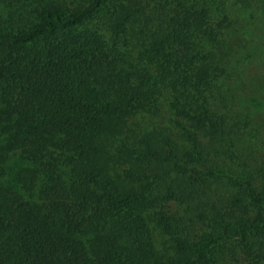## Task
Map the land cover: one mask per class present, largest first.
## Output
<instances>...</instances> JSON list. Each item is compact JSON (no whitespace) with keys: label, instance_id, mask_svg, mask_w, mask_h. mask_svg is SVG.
<instances>
[{"label":"trees","instance_id":"trees-1","mask_svg":"<svg viewBox=\"0 0 264 264\" xmlns=\"http://www.w3.org/2000/svg\"><path fill=\"white\" fill-rule=\"evenodd\" d=\"M258 33L264 0H0V264H264Z\"/></svg>","mask_w":264,"mask_h":264},{"label":"rangeland","instance_id":"rangeland-1","mask_svg":"<svg viewBox=\"0 0 264 264\" xmlns=\"http://www.w3.org/2000/svg\"><path fill=\"white\" fill-rule=\"evenodd\" d=\"M243 9L240 6H235L233 8L234 17H237L241 14ZM250 16H247V19L243 17L244 21H247ZM263 24V21L260 22ZM258 25V21L254 22L252 26ZM257 37L254 40L253 48L257 49L258 59L254 63L246 62L240 66H237L235 69L239 71L241 75H234L233 80L238 82L235 84V91L238 98V109L241 113V117L246 120V124L250 129H254V135L256 137L255 146L256 148L264 152V108L262 111L256 110L251 100L255 95H258V89L260 85L264 82V34L258 33ZM233 81V82H234ZM250 101L248 102V99Z\"/></svg>","mask_w":264,"mask_h":264}]
</instances>
